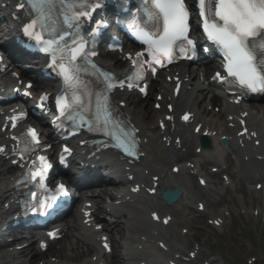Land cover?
Listing matches in <instances>:
<instances>
[{
    "label": "bare ground",
    "instance_id": "1",
    "mask_svg": "<svg viewBox=\"0 0 264 264\" xmlns=\"http://www.w3.org/2000/svg\"><path fill=\"white\" fill-rule=\"evenodd\" d=\"M110 67H113L111 63ZM176 71H180L181 75L185 73L181 69ZM175 74L176 72L172 71L168 76H176ZM179 77L183 82V93L173 102L175 114L189 109L195 114V123L189 122L182 125L174 118L166 120L168 114L163 109L161 111L147 110V106L142 105L140 110L138 109L139 106L135 104L133 94L118 93V104L121 101L127 102V107L123 111L127 118L132 120L140 129L139 137L143 139L141 146L144 153L143 160L136 166L129 167L120 156L110 152L101 153L95 159V166L108 167L110 170L111 177L108 178L110 183L117 184L118 188L124 190L115 195H108V190L102 189L101 193L102 199H108L114 203L104 210L107 213L110 212L113 218L125 220V227L108 223L104 221L101 215H98L97 218L100 219V223L105 222V230L110 235H121L117 248L122 250L123 256L132 264H153L154 261H158L160 264H167L168 262L217 264L216 261L208 258L202 260L203 263L197 261L206 256L200 245L196 243L198 242L197 239L202 236L201 230H197L194 236L191 234L195 219L190 217V213L197 209V213L201 217L208 216L214 221L223 220L227 211H211V209L220 206L217 200L222 198L221 194L224 193V188L227 191H236V187L239 186L238 189L242 191L243 181H246L255 189L258 185H262L264 190V117H259L260 113L255 114L252 109L250 112V109L246 107L230 112L226 109L230 106L225 104L223 98L217 96L211 98V102L206 104L205 111H199L196 104L199 103L197 100L200 99L201 94L196 97V100H191L194 101L191 103L190 99L185 97L187 91H184V86L190 85L189 81L185 83L184 76L181 78L179 75ZM7 78L5 77L3 81ZM205 80L206 83L197 86V89L203 93L213 87L209 79ZM171 87L172 84L165 80L164 83H161V90L158 91V94H163V103H169L168 97L171 94ZM211 104H219L221 107L220 114L213 111L212 113L208 112L207 107ZM132 106L135 107L132 108ZM231 107L236 108V106ZM244 112L249 115L246 120L249 134L247 138L244 137L243 140H239L237 133L242 130L237 129L239 125L235 121L236 116ZM148 117L154 118L156 122L149 124ZM230 117H233V120ZM159 120L165 121L164 131L158 127ZM231 123L232 127L230 126ZM198 124H202V129L199 134H195L194 129ZM203 132H206L210 138L212 148L210 150L202 149L199 155L193 154L199 148L197 144ZM223 136L229 140L227 148L220 144ZM255 141H260V146L256 147ZM195 144L196 147L193 152L192 148ZM259 157L262 159L259 160ZM209 163L213 164L212 168L218 169L217 174L227 176V179L216 185L207 181V185L202 188L198 183L199 179L212 178L211 174H204L202 170ZM188 164L189 167H187ZM169 166H171L170 169ZM175 166L180 168L177 174L173 173ZM232 166L235 168L234 173L230 172ZM6 170L5 165L0 167V207L5 213V217L0 221V230L1 227L7 226L9 229L8 218H10L9 213H12L13 208L11 203L12 191L8 182L10 174ZM130 176H133L134 179L130 180ZM155 177L159 178L157 182L153 181ZM195 178L197 185L194 182ZM154 184L157 186V194L149 195L146 190L152 189ZM175 187L183 191V196L177 204L168 207L160 199V189L167 190ZM135 188L140 191L133 194L132 190ZM88 201L89 196H86L84 204ZM116 202H121V204L115 205ZM6 204H9L7 208L5 207ZM200 205L204 206L203 211L198 210ZM81 208L82 205L78 202L74 210L73 222L61 223L67 229L68 242L62 249L48 248L47 252L45 251V259L49 254H52L57 260L55 263L48 260L45 264H97L92 258L101 253L97 242L100 233L82 226ZM154 213L160 216L159 220L153 218ZM166 218H170V223L165 227L159 221ZM160 243L164 244V249L160 248ZM6 246L9 247L10 245L6 244L5 238L0 235V264H25L16 257V253L3 252L2 249ZM25 251L20 253L24 254ZM42 254L38 243H35L29 252L31 258L42 256ZM194 258H196V262L187 263V260L191 261ZM105 259L109 264H114V260H110L109 256L106 255ZM28 261L29 264H35V261H31V259Z\"/></svg>",
    "mask_w": 264,
    "mask_h": 264
},
{
    "label": "snow or ice",
    "instance_id": "2",
    "mask_svg": "<svg viewBox=\"0 0 264 264\" xmlns=\"http://www.w3.org/2000/svg\"><path fill=\"white\" fill-rule=\"evenodd\" d=\"M143 4V13L149 26L136 25V36L145 46V50L136 53L133 66L140 69L147 64L154 73L155 66L170 64L178 55L184 59L189 58L187 51L189 47L194 48V43L189 38L191 17L186 0H143ZM27 5L30 6L33 16L30 23L23 27V32L50 55L49 67L58 70L62 80V92L55 101L59 119L62 122L70 121L73 127L86 125L89 132L108 137L112 147L129 157H135L138 147L136 129L124 127V122L118 118V110L111 103L112 90L117 83L123 88L125 82L115 81L94 62H89V57L96 53L87 51L85 42L73 41L72 46L65 51L56 40L45 38V34L51 35L56 31L61 19L65 26L71 27L79 24L83 18L90 17L91 11L101 6L99 0L95 4L92 0H27ZM196 6L203 34L223 55L227 77L233 78L242 90H264V0H196ZM19 7L23 8L25 4L21 3ZM57 9L59 17H56ZM100 26L102 25H98ZM257 53L260 55L259 62ZM145 55L147 60L144 59ZM128 58L132 59L131 55ZM81 60L84 61L83 64L80 63ZM90 73L96 74L101 80L99 88L91 86L84 78ZM127 79V87L132 88V81L142 80L143 74L138 70ZM215 79L221 83L226 82L220 73H217ZM31 86L27 85L28 88ZM140 90L144 91L143 88ZM24 95L28 96L29 93L25 92ZM47 99V95L42 96L41 103ZM234 103L239 104L240 100L236 99ZM169 109L171 110V106ZM182 118L188 121L189 115L185 114ZM11 127L15 128L16 124L13 122ZM27 135L33 144L39 145L34 129H28ZM104 146L107 147L108 143ZM4 151L0 147V153ZM64 152L68 153L69 149L65 147ZM23 159L22 155L21 160ZM38 161L39 165L36 161L32 162L33 167L28 173L34 183H42L44 174L50 167L45 156H39ZM31 195L36 200L33 214L48 215L55 210L58 201L67 198L69 194L66 186L59 184L43 200L35 192ZM153 218L159 219L155 214ZM164 223L167 224L168 221L164 220ZM104 247L107 248L108 245L105 243Z\"/></svg>",
    "mask_w": 264,
    "mask_h": 264
},
{
    "label": "rangeland",
    "instance_id": "3",
    "mask_svg": "<svg viewBox=\"0 0 264 264\" xmlns=\"http://www.w3.org/2000/svg\"><path fill=\"white\" fill-rule=\"evenodd\" d=\"M154 97L148 101V104L141 101L139 105L145 103L147 110L153 108ZM256 107L261 108L262 105L256 104ZM139 108L141 110V106ZM149 121H152V119H149ZM211 167L212 165L206 168L208 173L211 172ZM212 177L210 181L214 185L222 181L220 175ZM194 182L197 184L196 180ZM252 201L253 208L251 207ZM217 202L220 206H216L217 209L214 208V210L221 211L224 208H230L231 216L226 218L225 227L222 229L215 227L209 217H201L194 210V212H191V217L195 219L191 234L194 236L199 229L202 232L200 238L197 239L195 236L199 241L195 242L200 244L207 256L209 253L219 256L218 264H253L256 259L257 262H254V264H264V218L262 217L264 213L261 212L258 217L256 213L254 214L256 209L264 212V191L259 192V194L249 193L248 186L244 181L242 193L240 190L235 193L225 191L222 198H219ZM246 211H249V215L246 214ZM119 223L121 224V220ZM114 241L117 244L119 237H114ZM65 243L66 241L63 240L58 242L55 247L60 248ZM118 257L120 256L117 253L114 256L117 263L120 260ZM34 260L36 264H39V262L44 264L45 262L44 258L35 257Z\"/></svg>",
    "mask_w": 264,
    "mask_h": 264
},
{
    "label": "water",
    "instance_id": "4",
    "mask_svg": "<svg viewBox=\"0 0 264 264\" xmlns=\"http://www.w3.org/2000/svg\"><path fill=\"white\" fill-rule=\"evenodd\" d=\"M168 197H170L169 195H166V200L168 201V203H171L172 202V200L171 199H169Z\"/></svg>",
    "mask_w": 264,
    "mask_h": 264
}]
</instances>
